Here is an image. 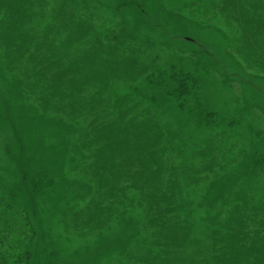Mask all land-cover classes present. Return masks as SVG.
<instances>
[{"label":"trees","instance_id":"obj_1","mask_svg":"<svg viewBox=\"0 0 264 264\" xmlns=\"http://www.w3.org/2000/svg\"><path fill=\"white\" fill-rule=\"evenodd\" d=\"M0 130V264H264V0H0Z\"/></svg>","mask_w":264,"mask_h":264},{"label":"rangeland","instance_id":"obj_2","mask_svg":"<svg viewBox=\"0 0 264 264\" xmlns=\"http://www.w3.org/2000/svg\"><path fill=\"white\" fill-rule=\"evenodd\" d=\"M174 1V0H173ZM178 2H182V0H178ZM248 10H244L245 13H247ZM157 13V12H156ZM241 15V14H240ZM213 24H217V28H221L222 32L226 34V36H229L228 34H230L231 31H234L236 29H239V32H241L242 30H246V28H248L249 25L244 24L241 19L240 20H236L234 17H232V14L229 10H222V12H220L217 16L216 19H214ZM214 27V28H215ZM213 29V27L211 28V30ZM206 36L211 37L210 40L216 42V43H221L223 41V38L221 41H218V37L219 35L217 34H213L212 32H206ZM236 52H234L235 55ZM229 57V56H228ZM231 57V56H230ZM237 83V82H236ZM211 99V98H210ZM233 106L230 104V109H232ZM225 112V111H223ZM247 124L250 126H252V119L250 118V116L247 117ZM239 127L237 126V129ZM239 130V129H238ZM241 132V131H240ZM9 135H7L6 133L2 132L0 130V157L2 159H4L5 161V143L6 141H8L9 139ZM6 163V162H5ZM0 174L2 175H6L4 173V170H0ZM7 176V175H6ZM4 178V181L7 182L8 178H5L4 176H2Z\"/></svg>","mask_w":264,"mask_h":264}]
</instances>
